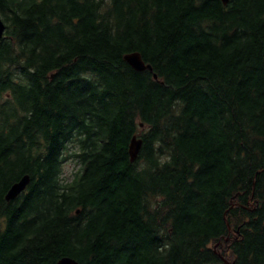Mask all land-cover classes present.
Wrapping results in <instances>:
<instances>
[{"label": "trees", "instance_id": "1", "mask_svg": "<svg viewBox=\"0 0 264 264\" xmlns=\"http://www.w3.org/2000/svg\"><path fill=\"white\" fill-rule=\"evenodd\" d=\"M0 19V264H264V0H0Z\"/></svg>", "mask_w": 264, "mask_h": 264}, {"label": "water", "instance_id": "2", "mask_svg": "<svg viewBox=\"0 0 264 264\" xmlns=\"http://www.w3.org/2000/svg\"><path fill=\"white\" fill-rule=\"evenodd\" d=\"M222 5H226L228 0H219ZM4 33V24L0 19V38L3 37ZM123 60L125 63L134 71L136 72H142V71H151V68L148 64H144V62L141 60L140 56L138 53H129L123 56ZM153 78L155 76L153 75ZM140 148V140L135 138L134 136L130 139L129 144H128V156H129V161L132 163L139 151ZM28 176H22L17 182L12 184L8 190L6 191L4 195L5 201H11L15 199L20 193H22L28 184ZM227 264L226 262H224ZM56 264H77L76 261L72 260L71 258L68 257H62L60 258Z\"/></svg>", "mask_w": 264, "mask_h": 264}, {"label": "rangeland", "instance_id": "3", "mask_svg": "<svg viewBox=\"0 0 264 264\" xmlns=\"http://www.w3.org/2000/svg\"><path fill=\"white\" fill-rule=\"evenodd\" d=\"M75 166L73 165V162L71 160H68L63 168H62V176L64 179L68 180V178L70 177V175L73 173V171H75Z\"/></svg>", "mask_w": 264, "mask_h": 264}]
</instances>
